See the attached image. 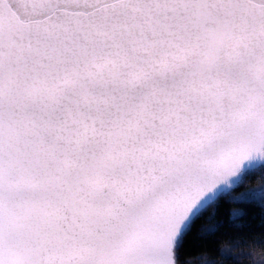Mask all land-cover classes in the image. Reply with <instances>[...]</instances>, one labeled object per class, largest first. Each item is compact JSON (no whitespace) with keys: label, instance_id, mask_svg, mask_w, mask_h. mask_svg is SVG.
<instances>
[{"label":"snow or ice","instance_id":"snow-or-ice-1","mask_svg":"<svg viewBox=\"0 0 264 264\" xmlns=\"http://www.w3.org/2000/svg\"><path fill=\"white\" fill-rule=\"evenodd\" d=\"M254 168L264 0H0V264H217Z\"/></svg>","mask_w":264,"mask_h":264},{"label":"trees","instance_id":"trees-1","mask_svg":"<svg viewBox=\"0 0 264 264\" xmlns=\"http://www.w3.org/2000/svg\"><path fill=\"white\" fill-rule=\"evenodd\" d=\"M262 188H264V169L255 168L243 177L241 182V190H257L256 195L250 201L236 204L225 197L216 215L205 214L207 219L202 222L205 227L216 226V231L210 236L218 242L217 251L209 255L208 259H215L217 264H249L247 258L236 255L239 252H251L257 260L264 259V236H261L258 231L248 240L246 246L237 245L234 247L232 239L226 235V233L238 231L239 229L236 226L245 223L249 209L261 203L259 190ZM220 251L229 253L227 261L220 255ZM201 255L202 253H191L188 258L192 261V264H202V261L198 259Z\"/></svg>","mask_w":264,"mask_h":264},{"label":"water","instance_id":"water-1","mask_svg":"<svg viewBox=\"0 0 264 264\" xmlns=\"http://www.w3.org/2000/svg\"><path fill=\"white\" fill-rule=\"evenodd\" d=\"M255 169V168H254Z\"/></svg>","mask_w":264,"mask_h":264}]
</instances>
